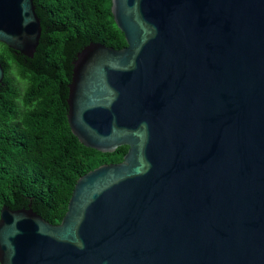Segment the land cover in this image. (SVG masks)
<instances>
[{
  "label": "water",
  "instance_id": "1",
  "mask_svg": "<svg viewBox=\"0 0 264 264\" xmlns=\"http://www.w3.org/2000/svg\"><path fill=\"white\" fill-rule=\"evenodd\" d=\"M126 46L89 43L67 122L113 153L61 221L0 209V264H264V0H111ZM32 0H0V43L32 58ZM4 76L0 64V83Z\"/></svg>",
  "mask_w": 264,
  "mask_h": 264
},
{
  "label": "trees",
  "instance_id": "2",
  "mask_svg": "<svg viewBox=\"0 0 264 264\" xmlns=\"http://www.w3.org/2000/svg\"><path fill=\"white\" fill-rule=\"evenodd\" d=\"M32 1L41 25L33 57L0 43V209L30 207L56 225L77 179L124 153L86 148L71 133L66 99L72 62L91 42L114 49L126 42L111 0Z\"/></svg>",
  "mask_w": 264,
  "mask_h": 264
},
{
  "label": "flooded vegetation",
  "instance_id": "3",
  "mask_svg": "<svg viewBox=\"0 0 264 264\" xmlns=\"http://www.w3.org/2000/svg\"><path fill=\"white\" fill-rule=\"evenodd\" d=\"M119 148H121V149H124V153L121 155V158H120V160H119V161H117V162H115V163H119V162L122 160V157H123V155L126 153V151H127V149H128V147H127V146H125V145H123V146H120V147H118L117 149H119Z\"/></svg>",
  "mask_w": 264,
  "mask_h": 264
},
{
  "label": "rangeland",
  "instance_id": "4",
  "mask_svg": "<svg viewBox=\"0 0 264 264\" xmlns=\"http://www.w3.org/2000/svg\"><path fill=\"white\" fill-rule=\"evenodd\" d=\"M20 90H21V87H20Z\"/></svg>",
  "mask_w": 264,
  "mask_h": 264
}]
</instances>
